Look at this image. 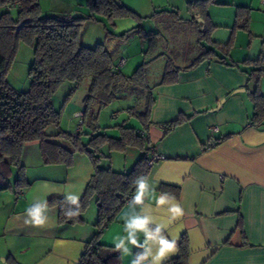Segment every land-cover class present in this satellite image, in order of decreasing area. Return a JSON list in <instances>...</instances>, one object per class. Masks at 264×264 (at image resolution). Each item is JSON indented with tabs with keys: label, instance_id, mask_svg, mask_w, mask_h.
I'll return each mask as SVG.
<instances>
[{
	"label": "crops",
	"instance_id": "crops-1",
	"mask_svg": "<svg viewBox=\"0 0 264 264\" xmlns=\"http://www.w3.org/2000/svg\"><path fill=\"white\" fill-rule=\"evenodd\" d=\"M165 1L171 8L166 11H178L180 22L195 32L198 54L201 45L214 49L204 41L198 43L196 25L187 21L186 4L192 0ZM239 7L249 8L247 29H235L225 63L212 57L189 69L184 67L191 62L176 66L175 82L159 80L151 88L155 104L148 138L152 151L162 158L154 162L149 178L156 195L161 193V183L180 188L177 200L184 215L169 226L166 235L177 244L182 235L187 236L188 264H264V124L254 126L249 122L253 105L246 86L252 87L248 73L253 66L242 63L261 58L264 68V2L214 0L208 3L206 13L215 26L212 41L227 43ZM162 15L171 16L166 12ZM197 21L203 29L202 19L198 17ZM104 42L111 54L121 43L113 35L105 37ZM230 61L236 64L230 65ZM259 91L264 95V74ZM181 113L194 115L164 135L162 125ZM128 150L123 153L128 155ZM139 155L128 158L130 165ZM21 163L28 188L17 194L0 192V264H10L11 258L18 264H77L86 242L97 232L94 202L87 208L83 224H60L58 208L49 206V223L33 228L24 224V212L38 198H64L68 193L81 198L92 173L89 160L76 154L71 166L45 165L38 141H30L23 146ZM152 206L155 208L154 201ZM130 212L129 204L121 208L100 237L102 243L114 246L115 239L125 235L123 217ZM128 247V254L121 253V264H131L139 250ZM176 255L177 250L170 258Z\"/></svg>",
	"mask_w": 264,
	"mask_h": 264
},
{
	"label": "trees",
	"instance_id": "trees-1",
	"mask_svg": "<svg viewBox=\"0 0 264 264\" xmlns=\"http://www.w3.org/2000/svg\"><path fill=\"white\" fill-rule=\"evenodd\" d=\"M214 0H192L187 2V21L196 25L198 43L204 41L222 54L217 56L214 49L200 46L199 54L184 67L192 68L203 60L215 57L225 63L234 43V31L237 28L247 29L249 8L239 7L236 11L235 23L227 43L212 41L211 35L215 28L208 18L206 7ZM90 14L88 18L99 15L108 22L116 18H132L140 21L142 16L116 0H87ZM4 11L0 14V192L11 190L18 193L26 189L25 167L21 163L22 150L25 143L38 141L41 159L45 165L62 164L71 166L76 154L87 157L92 167L91 176L86 183L80 198V214L68 218L62 213V208L70 205L64 203V198H51L49 206L58 208L60 224H83L85 212L94 202L97 218L94 226L97 232L86 242L77 264H121V252L113 245L100 241L107 225L112 222L118 212L128 204L135 187L133 180L139 175L149 176L154 162L149 160L153 154L148 138V128L151 124L152 108L155 96L146 83V68L152 60L144 61L129 75L123 74L105 42H99L93 47L82 45L81 28L85 17L70 14H46L39 0H0ZM10 9L16 13L11 14ZM168 13L177 20H182L178 11H158L156 14ZM201 18L204 28L200 27L197 18ZM112 25H114L112 23ZM140 37L144 31L140 27ZM149 32L146 36H155ZM106 35L105 37H107ZM22 41L33 48L32 62L28 68L29 86L25 91L14 89L7 81V74L13 62L17 45ZM125 62V61H124ZM245 65L253 66L248 73L246 86L249 100L253 105L250 124H264V95L259 91V81L264 68L262 59H246ZM230 65L236 64L230 61ZM177 67H164L160 83H172L177 80ZM88 79L87 93L83 98V108L79 112L78 126L89 123L90 130L78 127L68 131L61 127V115L64 104L55 108L53 96L57 88L65 81L73 86L64 102L80 85ZM132 84L146 90L144 108L136 112L128 108L130 115L139 121V128L126 126L125 123L106 126L103 129L97 124L93 106L106 105L116 97L121 86ZM203 112V111H200ZM194 114L181 113L177 118L162 125L163 134L173 131L177 126L191 119ZM113 128L117 134H110L107 129ZM136 149L140 155L129 170L118 171L112 167L114 153H123L127 149ZM105 161V162H103ZM14 175L13 180L11 179ZM160 192H171L179 196L177 185L161 183ZM141 249L136 250L135 254ZM189 243L186 235H182L177 244V255L165 261V264H188ZM10 264H18L13 258Z\"/></svg>",
	"mask_w": 264,
	"mask_h": 264
},
{
	"label": "rangeland",
	"instance_id": "rangeland-1",
	"mask_svg": "<svg viewBox=\"0 0 264 264\" xmlns=\"http://www.w3.org/2000/svg\"><path fill=\"white\" fill-rule=\"evenodd\" d=\"M134 10L142 19L138 22L132 18H116L113 22H108L99 15L95 18H88L90 14L87 6V0H39L41 10L46 14H70L72 16L85 17L81 28L82 45L93 47L99 42H103L106 35L118 36L120 44L112 56L115 60L118 57L125 59V64L120 71L125 74H131L139 64L149 61L146 72V83L153 87L161 80L164 67H176L183 64H189L198 55L195 32L189 25L183 24L173 16H160L158 11L170 10L165 0H116ZM4 11L0 7V14ZM12 15L16 13L15 9H10ZM184 14V10H180ZM250 13V11H249ZM159 16V17H158ZM115 24V25H112ZM134 29H132L133 27ZM142 28L144 33H157L155 36H139L138 30ZM33 48L19 41L13 62L7 74L8 83L18 91H25L29 86L28 68L32 62ZM72 82H63L55 91L53 104L59 108L62 104L63 110L60 125L63 129L75 131L78 127L84 130H90L89 123L86 121L82 126H78L79 117L77 111L83 108V98L87 93L88 79L80 87L66 96L72 88ZM146 90L140 86L127 84L121 86L116 92V97L106 105L93 106L97 124L103 129L106 126L125 123L126 126L139 128V121L133 115H130L128 108L139 112L144 108ZM110 134H117L113 128L107 129ZM126 153L115 154L112 166L116 170H126L130 168L132 162L128 158L138 156L136 149L130 148ZM136 153V154H135ZM133 155V156H131ZM126 157V158H125ZM125 158V160H124ZM132 164V163H131ZM14 175L11 179L13 180ZM9 192H13L9 190Z\"/></svg>",
	"mask_w": 264,
	"mask_h": 264
},
{
	"label": "clouds",
	"instance_id": "clouds-1",
	"mask_svg": "<svg viewBox=\"0 0 264 264\" xmlns=\"http://www.w3.org/2000/svg\"><path fill=\"white\" fill-rule=\"evenodd\" d=\"M135 192L128 202L131 212L123 217L125 235L118 236L114 241L117 251L128 254L132 245L141 249L135 254L131 264H165L177 250V241L166 235L169 226L184 215V208L171 192L156 195L155 186L147 175L134 178ZM154 201L155 208L152 206ZM64 203L70 205L62 213L68 218L80 214V197L68 193ZM139 207V211H137ZM49 202L46 198L35 199L24 212V224L33 228H43L50 220ZM143 236V243L140 236Z\"/></svg>",
	"mask_w": 264,
	"mask_h": 264
},
{
	"label": "built area",
	"instance_id": "built-area-1",
	"mask_svg": "<svg viewBox=\"0 0 264 264\" xmlns=\"http://www.w3.org/2000/svg\"><path fill=\"white\" fill-rule=\"evenodd\" d=\"M261 1L264 2V0H261ZM124 61H125L124 58H122V57L119 58L118 66L123 65V64H124ZM160 158H162V157H161V156H158L157 154H153V155L151 156L149 162H150V163L155 162L156 160H158V159H160ZM130 200H131V199H130ZM130 200H129V201H130Z\"/></svg>",
	"mask_w": 264,
	"mask_h": 264
}]
</instances>
